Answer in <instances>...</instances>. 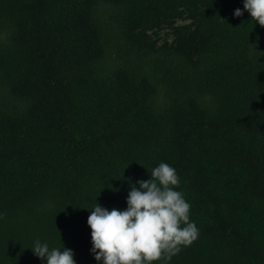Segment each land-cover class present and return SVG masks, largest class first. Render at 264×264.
<instances>
[{
	"label": "trees",
	"instance_id": "trees-1",
	"mask_svg": "<svg viewBox=\"0 0 264 264\" xmlns=\"http://www.w3.org/2000/svg\"><path fill=\"white\" fill-rule=\"evenodd\" d=\"M0 264H264V0H0Z\"/></svg>",
	"mask_w": 264,
	"mask_h": 264
}]
</instances>
